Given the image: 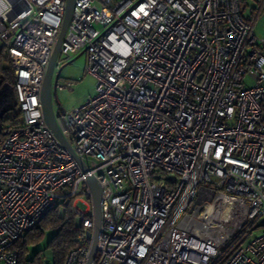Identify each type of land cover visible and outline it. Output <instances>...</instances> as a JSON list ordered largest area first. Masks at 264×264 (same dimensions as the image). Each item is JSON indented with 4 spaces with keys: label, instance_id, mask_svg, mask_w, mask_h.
<instances>
[{
    "label": "built area",
    "instance_id": "2783aa9c",
    "mask_svg": "<svg viewBox=\"0 0 264 264\" xmlns=\"http://www.w3.org/2000/svg\"><path fill=\"white\" fill-rule=\"evenodd\" d=\"M65 2L0 0L20 120L0 126V264L57 205L92 231L87 177L102 200L90 264H264V229L224 258L264 228V0L246 18L243 0H73L53 72L83 53L96 90L54 113L68 147L40 102ZM87 241L65 264H84Z\"/></svg>",
    "mask_w": 264,
    "mask_h": 264
},
{
    "label": "trees",
    "instance_id": "16d2710c",
    "mask_svg": "<svg viewBox=\"0 0 264 264\" xmlns=\"http://www.w3.org/2000/svg\"><path fill=\"white\" fill-rule=\"evenodd\" d=\"M13 71L5 48L0 46V83L6 84L13 89ZM20 122L19 114L13 110L0 117V126H16ZM250 230L259 227L258 222L250 224ZM45 230L52 231V236L47 242L53 264H65L67 255L76 248L82 241L88 243L85 229L77 226L76 217L73 213L72 201L67 204H60L48 212V214L30 231L22 241L16 243L15 247L19 252V264L27 262L24 252L29 244L35 243L40 239ZM249 233H244L231 243L226 258L232 251L244 244ZM37 256L29 262H35ZM46 264V263H45Z\"/></svg>",
    "mask_w": 264,
    "mask_h": 264
},
{
    "label": "rangeland",
    "instance_id": "374dc122",
    "mask_svg": "<svg viewBox=\"0 0 264 264\" xmlns=\"http://www.w3.org/2000/svg\"><path fill=\"white\" fill-rule=\"evenodd\" d=\"M255 7V0H243L241 3V9L244 17L250 15L251 9ZM262 23V19L259 18L255 26L256 34L264 35L260 33L259 29ZM95 28L98 25L94 24ZM86 56L85 54H79L74 57L69 63L64 64L61 68L56 69L53 72V80L57 76V85L71 83V86L62 90L52 88V107L53 112L58 113L61 111L69 112L73 109L83 106L91 97L95 95L96 79L86 73L85 71ZM14 113H18V109L13 110ZM76 207L80 211H85L86 207L82 203H77ZM262 227L254 229L245 240V245L251 242L255 237L259 236L262 232ZM52 236V231L45 230L42 237L35 243L29 244L24 252L25 260L32 261L36 256L38 259H43L46 264H53L52 257L47 249V242Z\"/></svg>",
    "mask_w": 264,
    "mask_h": 264
},
{
    "label": "water",
    "instance_id": "95a60500",
    "mask_svg": "<svg viewBox=\"0 0 264 264\" xmlns=\"http://www.w3.org/2000/svg\"><path fill=\"white\" fill-rule=\"evenodd\" d=\"M72 9H73V0H66L62 26L53 53L45 70V74L42 81L41 94H40V102H41L42 113L45 124L50 130V132L55 136V138H57L66 147L68 146L66 145L65 141L61 136L59 127L54 117V112L52 107V88L55 87L57 76L55 77V80L53 82L52 80H53L54 63L57 58L60 46L62 44L66 32L71 17ZM80 166L83 173L86 174V169L84 168V166L82 164H80ZM168 180L171 182L174 181L173 178H169ZM86 181L91 191V198H92L93 211H94V225L92 231L85 232L86 239L90 241V247L84 264H90L91 261L93 260L98 243L102 200H101V188L97 183V181L93 177H87ZM260 225H264V220L261 221Z\"/></svg>",
    "mask_w": 264,
    "mask_h": 264
},
{
    "label": "flooded vegetation",
    "instance_id": "af4514ba",
    "mask_svg": "<svg viewBox=\"0 0 264 264\" xmlns=\"http://www.w3.org/2000/svg\"><path fill=\"white\" fill-rule=\"evenodd\" d=\"M0 95L2 96V99H0V116H3L10 110H15L16 106L14 94L10 86L0 83Z\"/></svg>",
    "mask_w": 264,
    "mask_h": 264
},
{
    "label": "crops",
    "instance_id": "0c3cea01",
    "mask_svg": "<svg viewBox=\"0 0 264 264\" xmlns=\"http://www.w3.org/2000/svg\"><path fill=\"white\" fill-rule=\"evenodd\" d=\"M259 18H261L262 19V23H261V26H260V33H264V8H262V10H261V12H260V14H259V16H258V18H257V21L259 20ZM257 21L255 22V26H256V24H257ZM255 29V28H254ZM258 35H260V34H258ZM260 36H264V35H260ZM9 111V110H8ZM11 111V110H10Z\"/></svg>",
    "mask_w": 264,
    "mask_h": 264
}]
</instances>
